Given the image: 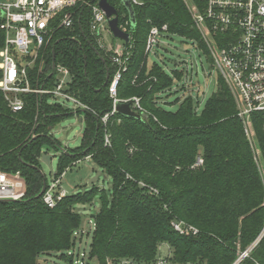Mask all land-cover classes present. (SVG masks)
Instances as JSON below:
<instances>
[{
    "label": "trees",
    "instance_id": "trees-1",
    "mask_svg": "<svg viewBox=\"0 0 264 264\" xmlns=\"http://www.w3.org/2000/svg\"><path fill=\"white\" fill-rule=\"evenodd\" d=\"M82 1L96 4L99 0ZM108 2L117 9L120 25L130 23L132 34V58L118 97L141 98L150 117L136 120L115 115L104 126L100 118L86 113L81 146L60 154L55 178L91 158L111 178L112 188L106 191L93 185L49 208L39 197L44 180L49 186L41 159L50 148L58 151L52 131L73 113L51 103L49 96L41 99L33 94L25 98V110L14 114L0 94V170L19 173L26 184L22 201L0 202V264H40L52 255L75 264L68 253L76 248V234L85 227L78 207L92 206L96 198L101 206L94 216L87 264L123 260L151 264L164 244L172 249V264H234L239 249L246 250L264 229V115L252 117L253 149L233 93L221 76L201 112L184 85L177 89L185 93L175 102H180L178 109H166L160 104L162 95L185 74L169 72L158 62L149 66L146 47L153 27L167 26L166 38L192 41L213 65L187 3L139 0L141 5H133L136 27L132 29L123 0ZM190 2L205 11L206 0ZM68 12L74 14L72 29L60 27ZM92 23L91 7L80 3L67 9L55 22V34L42 49L30 78L33 88L52 89L53 66L67 68L72 76L70 93L102 117L113 108L109 85L117 66L113 53L102 49L99 37L92 34ZM216 40L221 48L230 42L225 35ZM107 133L111 147L105 146ZM200 154L204 165L192 169ZM151 188L159 194H152ZM174 221L198 228L199 235H180L172 227ZM256 262L264 264V239L245 264Z\"/></svg>",
    "mask_w": 264,
    "mask_h": 264
},
{
    "label": "built area",
    "instance_id": "built-area-1",
    "mask_svg": "<svg viewBox=\"0 0 264 264\" xmlns=\"http://www.w3.org/2000/svg\"><path fill=\"white\" fill-rule=\"evenodd\" d=\"M133 5H141L139 0H130ZM92 8V34L99 37L100 47L113 53L112 61L117 66V72L109 85V95L113 101L112 111L99 116L89 106L74 97L69 89L72 81L70 71L61 66H53L55 83L52 89L33 88L30 71L34 69L42 49L52 40L57 19L67 10L74 9L78 4ZM194 23L202 35L204 42L220 76L225 80L236 100L238 116L244 124L246 135L251 142L255 137L253 115H264V0H206V9L202 13L198 8L191 7ZM75 25L74 14L68 12L61 19L60 27L72 29ZM130 23L120 25L125 32H130ZM111 33L106 13L99 7L82 0H12L0 2V94L12 113L17 114L25 110L29 95H38L51 98V103L60 104L76 115L79 122H83L84 115L91 113L100 118L104 126L110 119L119 115L116 104L119 101H131L132 109L143 116L150 117V113L142 106L141 98L133 97L121 100L118 97V88L124 74L128 71L132 58L133 45L125 43L112 46L104 42L103 32ZM167 26L161 29L153 27L146 47V54L158 44V38L166 35ZM225 35L230 41L226 47L218 45L216 37ZM101 42H104L103 44ZM198 47V46H197ZM200 49V48H198ZM201 50V49H200ZM202 51V50H201ZM203 52V51H202ZM137 79V78H136ZM71 104L72 107H67ZM252 144V142H251ZM105 146L111 147V135H105ZM67 150H61L65 153ZM132 151V150H131ZM204 165L200 154L192 169ZM62 177L54 178L44 194L43 202L49 208H55L58 202L68 194L61 188ZM143 187L146 185L142 184ZM152 194L159 192L153 188ZM26 196V184L19 173L9 175L0 170V202L22 201ZM91 231L95 230V223L89 221ZM173 229L186 237L198 236V228L183 221H174ZM85 229L76 234L82 240L88 236ZM264 239V229L260 236L246 249L238 252L234 264H245L252 259L253 252ZM79 241V240H78ZM81 241V240H80ZM76 248L68 255L74 257L75 264H83L86 252H78ZM90 251V250H89ZM89 255V252H88ZM77 258V259H76ZM108 264H138L129 260L119 262L108 261ZM151 264H172L170 256L157 260ZM256 264H259L256 262Z\"/></svg>",
    "mask_w": 264,
    "mask_h": 264
},
{
    "label": "rangeland",
    "instance_id": "rangeland-1",
    "mask_svg": "<svg viewBox=\"0 0 264 264\" xmlns=\"http://www.w3.org/2000/svg\"><path fill=\"white\" fill-rule=\"evenodd\" d=\"M7 1L12 0H0V2ZM185 2L191 12V7H194V5L190 0H185ZM102 38L105 43L112 46L121 43L120 40L114 38L112 33L109 32L104 31L102 33ZM104 42L101 43L103 44ZM158 42L159 43L154 45L153 50L148 55L149 66H151L153 62H158L161 65H165L169 72L178 70L184 71L185 74L180 83L175 82L171 90L162 95V101L160 104L166 109L176 111L180 105V102L175 103L176 100L179 99V101H181L185 94L182 91H177V89L184 85L186 87V94L192 95L195 100V108L201 112L204 109L206 102L216 91L217 81L220 77L218 70L211 65L207 55L198 49L197 45L192 41L177 36L166 38V35H162L158 38ZM166 103L171 105L167 106ZM67 107H72V105L68 104ZM84 130L85 124L79 122L76 115L66 118L53 129L52 136L59 143V149L56 151L55 149L50 148L48 151L49 155L52 156V169L44 163H42L41 168L42 174L47 179L49 185L54 181L61 150H75L79 148L82 143ZM251 142L253 149H255L256 134ZM256 155L257 158L260 159L259 152H256ZM260 162H262L261 159ZM258 166L263 170L259 162ZM93 185L101 190L104 189L109 191L112 188V180L93 162L91 158L83 159L73 165L65 172L61 180V188L65 190L68 195L85 193L86 191H89ZM100 206V199L96 198L92 206L78 207V211L84 216V229L86 232L91 233L89 236H85L83 240L80 241L79 239L77 242V251L82 253L86 252L83 264L88 263V252L90 250L92 238L89 221L94 222V216L99 212ZM171 254L172 249L168 245H161L159 256L167 258L168 256H171ZM40 264L67 263L62 262L57 255H52L41 260ZM92 264L97 263L93 262Z\"/></svg>",
    "mask_w": 264,
    "mask_h": 264
},
{
    "label": "water",
    "instance_id": "water-1",
    "mask_svg": "<svg viewBox=\"0 0 264 264\" xmlns=\"http://www.w3.org/2000/svg\"><path fill=\"white\" fill-rule=\"evenodd\" d=\"M96 0H93L95 2ZM123 4L128 10V13L130 15V20H131V28L134 29L136 27V16L135 12L133 10V4L130 0H123ZM99 7L106 13L107 18H108V25L109 29L113 35L114 38L124 42L125 44H128L131 39V32H125L120 28L119 24V13L117 9L112 6L108 0H99L98 1ZM108 83H106L107 85ZM116 110L119 115H121L124 118L128 119H136V120H143V116L136 113L132 109V102L128 101H119L116 104ZM42 163L47 165L50 169H52V156L44 154L41 159ZM47 184L46 180H44V187L42 192L40 193L39 197H41L45 190H46Z\"/></svg>",
    "mask_w": 264,
    "mask_h": 264
},
{
    "label": "crops",
    "instance_id": "crops-1",
    "mask_svg": "<svg viewBox=\"0 0 264 264\" xmlns=\"http://www.w3.org/2000/svg\"><path fill=\"white\" fill-rule=\"evenodd\" d=\"M119 44H122V42H121V43H119Z\"/></svg>",
    "mask_w": 264,
    "mask_h": 264
}]
</instances>
